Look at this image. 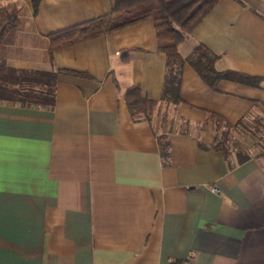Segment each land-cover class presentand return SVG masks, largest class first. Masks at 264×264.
Listing matches in <instances>:
<instances>
[{
  "label": "crops",
  "instance_id": "crops-1",
  "mask_svg": "<svg viewBox=\"0 0 264 264\" xmlns=\"http://www.w3.org/2000/svg\"><path fill=\"white\" fill-rule=\"evenodd\" d=\"M11 3L6 66L39 74L32 94L56 76L52 106L0 98V264H264V156L213 149L209 120L264 119V0H220L179 46L187 58L203 45L218 71L259 86L214 90L186 62L175 105L161 102L153 19L51 54L50 34L109 14L110 0ZM130 87L160 102L151 121L132 116Z\"/></svg>",
  "mask_w": 264,
  "mask_h": 264
},
{
  "label": "trees",
  "instance_id": "trees-1",
  "mask_svg": "<svg viewBox=\"0 0 264 264\" xmlns=\"http://www.w3.org/2000/svg\"><path fill=\"white\" fill-rule=\"evenodd\" d=\"M220 0H110L111 11L109 14L97 19L82 23L49 35L50 52L86 41L98 36L110 34L126 26L153 19L158 40L159 52L166 55V75L161 102L168 105L180 103V71L184 63L190 64L200 75L203 81L216 90L222 80L259 86L261 79L250 77L234 70L218 71L215 63L218 57L203 45H197L193 53L184 58L179 46L189 39L195 28L210 13ZM38 0H34L36 4ZM20 27V9L16 4H0V98L13 97L21 100H34L44 105H53L54 102V73H46L50 88L47 92L37 95L23 88L25 85L32 87L40 83L38 73L16 72L10 70L2 58V50L11 42ZM12 87L13 94L8 88ZM18 88V89H17ZM29 90V89H28ZM34 93V92H33ZM125 99L134 118L151 121L159 109L160 102L142 97L139 87L127 89ZM213 126V139L211 147L221 151L228 158L234 149L231 144L236 142L232 135L244 134L240 128H247L248 124L242 120L236 125L227 123L222 117L210 114ZM257 126H263L262 120H256ZM245 131V130H244ZM233 150V151H232ZM239 162H244L252 157L264 156V149L255 154L242 155L236 148L235 152Z\"/></svg>",
  "mask_w": 264,
  "mask_h": 264
},
{
  "label": "rangeland",
  "instance_id": "rangeland-1",
  "mask_svg": "<svg viewBox=\"0 0 264 264\" xmlns=\"http://www.w3.org/2000/svg\"><path fill=\"white\" fill-rule=\"evenodd\" d=\"M262 123L264 124V119H262ZM247 124V128H240L244 134L234 132L232 135L237 146L231 144V149L235 148L234 152H236V148L239 149L242 155L255 154L264 149V125L259 127L254 121L247 122Z\"/></svg>",
  "mask_w": 264,
  "mask_h": 264
},
{
  "label": "built area",
  "instance_id": "built-area-1",
  "mask_svg": "<svg viewBox=\"0 0 264 264\" xmlns=\"http://www.w3.org/2000/svg\"><path fill=\"white\" fill-rule=\"evenodd\" d=\"M216 192H218L217 190H215ZM180 264H193L192 262H190V261H188V260H186V261H183L182 263H180Z\"/></svg>",
  "mask_w": 264,
  "mask_h": 264
}]
</instances>
